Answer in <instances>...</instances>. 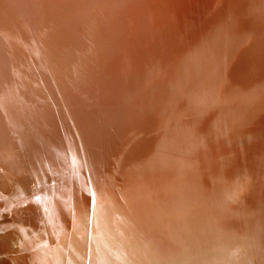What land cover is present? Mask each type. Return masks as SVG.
Here are the masks:
<instances>
[{
	"label": "bare ground",
	"instance_id": "6f19581e",
	"mask_svg": "<svg viewBox=\"0 0 264 264\" xmlns=\"http://www.w3.org/2000/svg\"><path fill=\"white\" fill-rule=\"evenodd\" d=\"M162 1L64 0L63 8L77 11L78 19L70 24L60 14L63 9L52 13L37 7L31 17L28 12L27 18H0V150L17 140L13 134L24 125V135L32 131L40 118L46 131H52L54 113H45L42 106L46 95L57 90L44 87L52 76L66 89L87 130L93 129L90 117L98 113L80 102L91 97L101 108L115 106L116 112L126 113L112 119L107 114L111 133L140 125L141 131L151 132L168 125L179 132L176 136L187 137L185 145L179 144L186 157L181 163L147 166L140 182L147 190L135 198L138 201L128 196L137 188L126 186L115 192L117 198L111 189L92 211L87 196L71 199L65 185L57 186L58 179L48 173L56 161L50 154L41 163H31L26 172L19 167L22 158L0 153V264H258L264 260L260 252L264 249V0H196L191 23L182 26L173 23L177 19L170 15V3L163 2L166 8L161 11ZM148 49L152 52L147 54ZM162 54L168 55L164 62ZM157 60L167 65L166 72L152 78L147 63ZM175 61L184 68L177 72ZM135 73L139 79L131 81ZM204 77L218 81L208 86ZM193 78L212 88L213 100L205 102L207 113L200 126L188 128L191 121L183 114L189 111L175 107L169 112L168 105L187 104L185 93L195 85ZM121 80H125L122 92H115L113 87L118 88ZM167 81L178 82V90H163ZM144 88L154 94L152 99L147 91L139 98ZM123 89L132 92L125 94ZM16 104L21 117L14 115ZM240 112L251 117L244 119ZM256 127L262 130L254 138L251 130ZM252 138L251 150L243 149L241 145ZM202 169L213 181H225L230 187L224 195L218 192L215 205H206L201 198L191 202L194 197L184 195L186 180ZM51 180L53 186L45 184ZM27 201V207L20 208ZM10 222L18 224L1 227Z\"/></svg>",
	"mask_w": 264,
	"mask_h": 264
},
{
	"label": "water",
	"instance_id": "95a60500",
	"mask_svg": "<svg viewBox=\"0 0 264 264\" xmlns=\"http://www.w3.org/2000/svg\"><path fill=\"white\" fill-rule=\"evenodd\" d=\"M163 2L166 4L170 3L172 8V13L170 15L174 16L175 19H177L176 21L174 19L175 22L173 23L179 22L181 26L189 25V23H191L190 19H192L191 16L194 14V7L198 6L196 4V0H163L159 5V8L162 12L165 11L166 8V4H164ZM63 3L64 0H0V18L6 16H9L10 18H27L26 13L28 12L29 17H31L34 9L37 7L42 9L45 8L47 10H50V12L52 13H59L60 10L63 9L60 14L62 13V18L67 21V24H70L71 22H73V20L78 19L74 18L75 12L77 11H75L73 7L69 8L68 6H66L63 8ZM48 17L49 16H47L46 19ZM148 50L149 52L147 51V54L152 52L151 49ZM155 55L158 56V53H156ZM162 58L164 62V58L167 59L168 55L162 54ZM147 64L151 66V68L149 69V74L152 78L156 74V76L161 75L164 70L166 72L167 65L165 66V64H161L160 60H157L156 62L148 61ZM139 67L140 66H138V68ZM181 67L184 68L182 64L177 63V61L174 62V69H176L177 72L182 69ZM161 69L163 70L162 72ZM46 73H48L47 77H51V72H49L48 69ZM137 73H135L134 76ZM134 76L131 78V81H137V79H139L138 76ZM52 77L51 79H49L50 81L48 82V84H46L44 87L47 89L52 88V91L53 89H57L58 91H53V94L50 95L48 93V95H46L45 101L43 102L44 104L42 105L45 113H54L52 117H55V125H53V129H51L52 131L50 133L46 131V129L44 128L45 126H43L44 118H40L38 120L39 122L37 121L36 123L37 127L35 126L32 129L33 132L30 131L27 132L26 135H24L23 133L27 127V125H24L21 132L18 131V133L13 134L16 136L17 140L9 141L8 144L5 145L6 147H3L0 150L1 154H7L11 157L15 155L22 158V163H20L19 166L21 171L26 170L27 172L29 166H32L31 163L35 164L38 160L39 163H41V160L47 159L45 155L50 154V156L53 157V160L56 159V161L53 164L54 169H50L48 173H50L49 175L51 177H56L58 179V183H56L57 186L59 188H62V186L65 185L64 189L67 190L68 198L76 200L80 196L82 197V199H85V196H87L91 208L90 210L92 211L96 203L100 201L102 195L106 192L109 193L111 189H114L113 196L117 198V196L115 195L117 193L115 192L119 190L124 191V188L126 186L134 187L135 189L137 188V192L135 191V193L132 194L133 191H130L128 192V196L131 200L134 199V201H138L135 198L137 196L142 197L147 190L142 186L140 182L142 179L141 176H144V174L146 173L148 165L152 166L151 169L154 167H162L163 163L165 167H169V165L174 166L178 164V162L181 163L182 159L186 158L183 153L185 148H181L179 144L185 145L184 140L187 137L183 134H181L180 136H176L175 133L179 134V132H177L176 130L174 131V127H170L169 129V126L167 125V128L158 127L157 129H153L150 132L151 129H145L141 131L140 129L143 128V125H140V127H134L133 130L131 129V131L124 128V130L121 132L122 135L118 132H109L108 129L111 127H109L108 129L106 127L110 125L108 123H110L111 121H108L106 119L107 114H110L111 117L109 119H112V117H119V115H121V117L123 115L125 116L126 113L122 112V114H120L119 112H116V109L114 108L115 106L101 108L100 104L98 105L96 101L94 103L91 100V97H89L90 99H87L88 102H86L85 100L80 102V106L84 105L88 107L90 105L89 109H93V111L95 110L94 113H98V116L93 115L95 120L89 116L94 123L92 122L93 129L87 130L86 127L82 125L80 117L75 114L74 109L70 105L72 101L69 94H65L66 89L60 87L59 81L55 76V79H53ZM173 77L175 78L174 75ZM122 78L120 77V79ZM94 79L96 80V77H94ZM192 80L195 81V85H192L185 93V97H187V104H185V102L182 104L174 102L173 105V103L171 102L170 105H168L169 112H171L175 107L182 108L185 111L187 109L189 111V114L182 113L186 119L189 118V120L191 121V123H188L189 125L186 126L188 128L199 127L202 123L201 119H203V115L207 113L204 110L205 102H210V100H213L212 88H209L208 86H212L215 84V81H218L211 77H204V81L206 83H209V85L207 86L204 85L203 81V83H201V80L199 81V79L197 78H193ZM120 82L122 83L119 84L118 88H116V86L113 87V90L115 92H122L121 88L124 85L123 82L125 83V80H121ZM166 83L163 85V90H166L167 88V92L170 91L169 93L174 92L175 89L178 90V88H176L179 84L178 82L173 85H171L169 81H167ZM152 84L154 85V83ZM126 89L128 88L126 87ZM126 89H123V93L127 94L129 92H132L127 91ZM135 89H137V86L135 87ZM145 91H147L148 93V99H152V96L154 94L149 93L151 91L148 88H144V90L142 89V91L140 90L139 98H144L143 92ZM34 93V95L37 94L36 92ZM50 93L52 92L50 91ZM36 98L40 97L36 96ZM145 98H147V94L145 95ZM10 101H12V99H10L9 102ZM163 101L164 103L169 104L168 99H164ZM158 102L161 101L159 100ZM136 104L138 107L140 101ZM2 107L3 105L0 103V110L2 109ZM13 110L16 111L17 115L14 114L15 116L21 117L23 115L21 113L22 111H20L21 109L18 108L17 104L14 105ZM72 110L74 113L71 112ZM247 110L248 112L251 111L252 113L253 109L251 110V108L247 106ZM249 113L245 114L244 112H240L239 114L244 116L245 119L251 117ZM169 116L173 117V113H170ZM54 121L50 125H52ZM209 123L210 121L206 123L207 126H210ZM179 124L180 125L177 124V126L185 127L184 123ZM206 124L204 123V125ZM238 124L240 125V127H242L243 122L240 121V123ZM260 129L258 127H256V129L254 128L253 130H251V135L255 136L256 134H261L259 132L262 129ZM167 136L169 139H166ZM18 137H20L21 139L19 140ZM257 137L258 135L254 138ZM254 142L255 140L252 138L250 141H245L241 145V147L243 146V149L250 151ZM28 158L32 161L30 162V164L26 163V159L29 161ZM230 173L231 172H227L228 175ZM233 174L235 175V173ZM185 183L188 186L185 189L186 192L184 195L187 194L190 197H194L193 199H189V201L195 202L198 201V199L200 200L201 198V200H204L203 203L205 202L206 205H210V203H213L215 205L214 200L218 195V192L222 190V194L224 195L226 190L230 189L229 186L227 189L225 181L221 183L219 181H213V177L211 175H205V173H203V169L199 171V173L195 172V174L189 177ZM45 184L48 186H53L55 182L54 180H51L49 182L46 181ZM30 186L33 187V185ZM215 188H217V191L215 190L213 192ZM229 192L230 191H228V193ZM249 192H251L250 195L255 193L254 189L250 190ZM28 202L29 201L25 202L21 205V207H19H27ZM34 204L37 206L41 205L40 201L37 200L34 201ZM14 224L15 223L10 222L1 225V227H3L4 225H10V227H14ZM3 229L4 228H2L1 231ZM260 252L264 253V249H261ZM258 264H264V260Z\"/></svg>",
	"mask_w": 264,
	"mask_h": 264
}]
</instances>
